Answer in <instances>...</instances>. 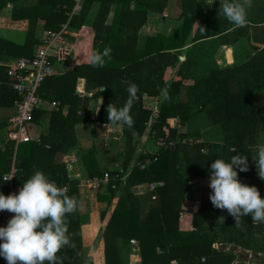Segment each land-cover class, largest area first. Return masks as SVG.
<instances>
[{
  "label": "trees",
  "instance_id": "16d2710c",
  "mask_svg": "<svg viewBox=\"0 0 264 264\" xmlns=\"http://www.w3.org/2000/svg\"><path fill=\"white\" fill-rule=\"evenodd\" d=\"M19 1L0 0V13L8 4L16 5ZM95 1L84 0L82 11L72 17L70 12L74 0H38L35 5L14 7L12 17L28 18L30 27L27 40L22 45L0 37V59L3 63L0 64V107L15 106L20 98L10 84L7 73L9 61L3 62V55L33 59L35 46L41 44L35 37L40 18L46 21L48 30L59 31L66 22L71 28L77 26V20ZM99 1L101 6L92 26L96 32L93 51L102 52L108 47L111 59L106 58L102 68H93L90 63L81 64L46 79L40 95L47 100L58 101L59 109L52 111L49 132L42 136L40 143L24 142L16 151L15 140L9 139L5 149L0 143L2 193L7 196L3 175L10 171L13 163L17 168L15 182L20 187L37 170L44 172L61 189L68 186L65 192L76 199L77 211L67 215L70 246L62 248L57 256L61 264H84L79 182L69 179L66 164L58 160L59 155L67 153L75 144L70 130L79 122L94 120L93 110L89 108L92 99L77 93V83L79 78H85L89 91H92L91 85L95 90L105 87L94 91L93 96L103 97L96 120L106 124H112L107 119L108 105L112 103L117 108L122 107L128 99V86L135 84L139 90L130 110L134 125L131 128L125 125L124 159L119 164H110L106 171L114 177L110 180V190H114L113 186L126 176L135 157L134 133L142 136L149 128V135L157 147L153 153L139 155L138 163L129 175L126 193L119 199L104 231L106 264H124L119 252V237L128 241L132 238L139 240L143 264H233L235 255L219 251L216 242L236 243L246 249L264 251V245L259 247L252 243L264 241V224L253 223L251 216L242 217L241 226L236 227L234 217L227 210L215 208L211 202L202 205L198 211L186 212L183 208L190 179L209 176L214 159L229 160L235 154L248 156L249 170H238L239 180L256 186L262 198L264 185L256 177L257 165L252 157L264 122V44L259 46V40H254V49H246L241 64L213 68L190 85H186L185 79L192 77V58H187L170 81L179 61V54L174 50L185 46L195 25L194 40L219 36L224 44L236 43L239 35L233 38L231 34H243L244 27L236 28L218 16V4L198 15L205 0H184V21L178 30L170 36L158 34L148 37L139 49V32L147 22L148 11L163 12L165 0L124 1L125 8L118 9L109 28L106 24L115 0ZM66 53L61 50L58 57L63 58ZM164 92L169 99L161 102L157 119L153 121L154 111L147 107L145 96L159 98ZM65 106H69L67 115L62 111ZM79 110L84 111L81 116L78 115ZM201 112L206 113L211 124L221 127L222 141L206 140L187 126ZM44 114L45 111L41 110L40 117ZM4 125L0 122V128ZM46 144L50 147L47 148ZM96 157L95 148L83 157L90 178L103 174ZM146 158L152 161L143 166ZM160 182L163 184L158 185ZM143 183L157 184V199L145 215H141L142 203L131 190L132 186ZM0 264H7L3 257H0Z\"/></svg>",
  "mask_w": 264,
  "mask_h": 264
},
{
  "label": "crops",
  "instance_id": "0c3cea01",
  "mask_svg": "<svg viewBox=\"0 0 264 264\" xmlns=\"http://www.w3.org/2000/svg\"><path fill=\"white\" fill-rule=\"evenodd\" d=\"M37 1L38 0H20L16 5L8 4L5 6L0 13V37L17 44H24L28 37L30 20L28 18L14 19L12 17L13 9L17 5H35ZM124 1L128 0H115L109 14L106 28L112 26L113 18L116 16L118 9L121 10L125 8L126 3ZM183 1L184 0H165L163 12L154 10L148 11L147 22L139 32V41L137 44L139 49L144 46L145 40L148 37H155L158 34L170 36L178 30L184 21ZM207 4L208 0H205V4L198 15H203L205 13L206 9L209 8ZM100 6L101 2L96 0L91 6L87 7L85 15L77 20V26H71L69 32L65 35L67 42L66 46L61 43H56L54 45V73L52 75H60L76 68L78 65L90 63L89 58L93 52L96 35L92 26ZM75 15L77 16V13ZM195 30L196 25L191 30L185 46L181 49L174 50L175 53L179 54V61L177 62V68L173 70L170 76V81L174 79L175 73L181 62L185 61L187 58H192V77L188 76V78L185 79L186 85L193 84L197 79L205 77L213 68L241 64L243 62L246 49L249 47H245V45H247L246 39H240L239 42L234 44L222 43L220 41L221 37L219 36L194 40ZM47 31L49 30L46 28V21L40 18L37 22L35 37L40 40L41 44L43 43V38ZM38 45L39 44L35 46V49ZM61 47H66L62 50L67 51L63 58L58 57V54L61 52H59V48ZM3 57V62L9 61V63L17 59V57L12 54H4ZM90 87L92 91L88 90L87 80L85 78H79L77 93H79L81 97H91L92 100L89 108L93 110L92 116L94 120L79 122L70 130L72 141H75V144L67 153L62 156L59 155L58 160L66 164L69 179L79 182V210L82 216L81 233L85 253L84 264H106L104 231L112 218L119 199L126 193L129 175L133 167L138 163L139 155L141 153H153L157 146L149 135V128L142 136L134 133V142L137 146L135 157L132 160L126 176L118 185L113 186L114 190H110V180L114 177L106 181L104 179L105 173L110 164H119V162L124 159V151L126 149L125 126L117 127L116 125L106 124L96 120L103 104V97H94L93 92L96 90L101 91L105 89V87H98L96 90L93 85ZM145 97L147 107L154 111L152 120L156 121L159 113V106L162 102V96L159 98H152L146 95ZM47 101L48 103L46 105L35 111L33 121L28 126L27 131L32 136L31 141L39 143L42 141V136L47 135L49 132L52 111L54 109H59L53 108L51 103L53 100ZM41 110L45 111V114L40 117ZM62 111L65 115L69 114V106H65ZM83 112V110H79L78 115L81 116ZM14 113L15 106L0 107V122L5 123L4 127L0 128V143L4 146L3 149H5V145L9 141V133L12 131L9 121ZM203 114L207 117L205 112L198 113L188 122L187 126L205 138L204 135L208 134V130H219L220 126L211 124L208 117H204ZM209 141L220 142L222 138ZM23 143L24 142L15 143V151L20 145H23ZM46 147L49 148V144H46ZM92 148L97 150L96 158L103 174L90 178L83 157L84 154ZM209 178L210 177L207 176L190 179L187 194L183 202V208L186 212L198 211L202 205L211 202L209 198L211 189L208 187ZM262 182L264 183V180H262ZM151 184L153 183L136 184L131 188L133 194L136 195L142 203L141 215H145L157 199L155 193L156 187L152 189ZM62 189L66 191L68 190V186ZM0 192H2L1 189ZM131 240L128 241V239L124 237L118 238L119 252L122 261L124 264H143L140 242L136 239L138 241L139 251L133 252L132 249L136 245L132 244ZM215 246L219 251L233 253L236 257L233 264H263L264 251L258 252L243 248L236 243L227 242H216ZM173 262L176 263L175 261Z\"/></svg>",
  "mask_w": 264,
  "mask_h": 264
},
{
  "label": "clouds",
  "instance_id": "9594fccd",
  "mask_svg": "<svg viewBox=\"0 0 264 264\" xmlns=\"http://www.w3.org/2000/svg\"><path fill=\"white\" fill-rule=\"evenodd\" d=\"M253 0H219L217 15L225 18L234 27L248 23V12ZM216 0H208L211 7ZM111 49L93 51L90 65L93 68L105 66L106 58L111 59ZM138 86L130 84L128 99L122 107L112 103L107 108V119L117 127H133L130 114L137 99ZM169 96L162 93V102ZM257 173L264 180V141L256 148L252 157ZM238 170H249L248 156L235 154L229 160L214 159L209 168V198L213 206L227 210L234 217L235 226H241V218L251 216L253 223L264 224V198L256 186L242 183ZM14 213L6 226H0V257L7 264H61L57 253L70 246L67 215L77 211V201L61 189L55 181L42 171H35L22 185L18 193L5 196L0 192V211Z\"/></svg>",
  "mask_w": 264,
  "mask_h": 264
},
{
  "label": "built area",
  "instance_id": "2783aa9c",
  "mask_svg": "<svg viewBox=\"0 0 264 264\" xmlns=\"http://www.w3.org/2000/svg\"><path fill=\"white\" fill-rule=\"evenodd\" d=\"M74 6L70 12V16H74L80 12L83 7L84 0H74ZM69 22L62 24L59 31H47L43 38V43L39 44L35 49L33 59L17 58L8 64V76L13 89L19 94L20 98L15 105V113L9 121L12 131L9 133V139L15 140L16 144L20 142L31 141L32 136L29 134L28 126L32 123L35 111L46 105L48 101L40 95V89L46 79L54 73V54L53 47L56 43H61L66 46V34L69 32ZM66 47L59 48V52ZM0 64H3L0 59ZM53 108H59L58 101H52ZM157 160V157H155ZM152 159H146L143 166L151 163ZM17 168L12 165L9 172L3 175V180L7 185V195L18 193L21 187L16 184ZM106 181L111 179L109 173H105ZM162 185L160 182L158 185ZM157 184H151L154 189ZM155 198V196H154ZM14 213L7 210L0 211V226H6L9 219ZM132 244L136 245L132 251H139L138 241L131 240Z\"/></svg>",
  "mask_w": 264,
  "mask_h": 264
},
{
  "label": "rangeland",
  "instance_id": "374dc122",
  "mask_svg": "<svg viewBox=\"0 0 264 264\" xmlns=\"http://www.w3.org/2000/svg\"><path fill=\"white\" fill-rule=\"evenodd\" d=\"M216 4L219 5V0H216V3L214 5ZM241 32L243 34L236 32L235 34H231V35L233 38L239 35L237 39L238 38L246 39L247 45H245V47L249 46L248 47L249 50L254 49V44H255L254 40H259V43H258L259 46L264 44L263 43L264 41V0H253L252 7L248 12V23L246 26H244V31H241ZM239 40H237V42H239ZM204 117L206 116L204 115ZM204 137H205L204 139H207V140H218L219 138L223 139L222 129L219 127V130L217 129L210 130V131L208 130V134L204 135ZM261 141H264V122L261 128L260 134H259L258 142L253 147L254 155H256L257 145ZM256 173H257V166H256ZM256 177L262 182V180L258 176V173L256 174ZM262 198H264V192H263ZM255 231H257V229ZM252 243L259 247H263L264 245V241L261 242V241L255 240V241H252ZM263 264H264V256H263Z\"/></svg>",
  "mask_w": 264,
  "mask_h": 264
}]
</instances>
